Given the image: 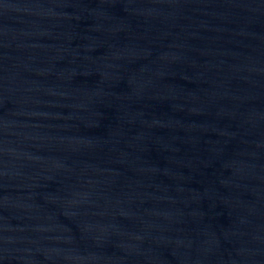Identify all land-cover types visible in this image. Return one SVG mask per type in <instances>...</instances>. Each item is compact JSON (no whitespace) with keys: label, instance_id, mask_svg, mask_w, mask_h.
Segmentation results:
<instances>
[{"label":"water","instance_id":"water-1","mask_svg":"<svg viewBox=\"0 0 264 264\" xmlns=\"http://www.w3.org/2000/svg\"><path fill=\"white\" fill-rule=\"evenodd\" d=\"M74 264H264V0H190L149 118Z\"/></svg>","mask_w":264,"mask_h":264}]
</instances>
